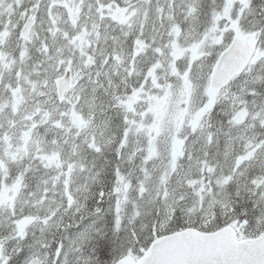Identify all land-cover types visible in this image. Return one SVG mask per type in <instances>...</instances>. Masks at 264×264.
Masks as SVG:
<instances>
[{
	"label": "snow or ice",
	"instance_id": "snow-or-ice-1",
	"mask_svg": "<svg viewBox=\"0 0 264 264\" xmlns=\"http://www.w3.org/2000/svg\"><path fill=\"white\" fill-rule=\"evenodd\" d=\"M0 264H264V0H0Z\"/></svg>",
	"mask_w": 264,
	"mask_h": 264
}]
</instances>
